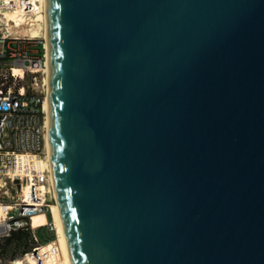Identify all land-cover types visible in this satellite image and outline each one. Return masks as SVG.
Returning <instances> with one entry per match:
<instances>
[{"label":"water","instance_id":"1","mask_svg":"<svg viewBox=\"0 0 264 264\" xmlns=\"http://www.w3.org/2000/svg\"><path fill=\"white\" fill-rule=\"evenodd\" d=\"M71 264H264V0H46Z\"/></svg>","mask_w":264,"mask_h":264},{"label":"built area","instance_id":"2","mask_svg":"<svg viewBox=\"0 0 264 264\" xmlns=\"http://www.w3.org/2000/svg\"><path fill=\"white\" fill-rule=\"evenodd\" d=\"M19 14L30 18L42 15V1L0 0V165L3 164L0 179L4 182L0 192L8 195L5 189L14 190L12 202L34 207H25L20 217L0 216V241L18 232L28 233V244L40 263L56 264L57 254L53 249L58 245V229L47 217L56 199L47 165L44 109L47 90L40 68L45 60L44 43L20 28L19 32H13L6 26V15ZM25 22V26L31 23ZM37 46L41 47L39 56ZM15 67L23 70V78L13 73ZM32 67H39L38 71L32 73ZM26 76H32V89L30 85L16 84L17 78L24 80ZM3 255L0 251V264L16 259L5 260Z\"/></svg>","mask_w":264,"mask_h":264},{"label":"bare ground","instance_id":"3","mask_svg":"<svg viewBox=\"0 0 264 264\" xmlns=\"http://www.w3.org/2000/svg\"><path fill=\"white\" fill-rule=\"evenodd\" d=\"M42 1V5H43V14L42 17L39 19L37 17L34 16V19H30L31 22L29 24H27L25 26V21H27V17L28 15L25 14H19L16 16H9L6 15L5 16V24L9 29H12L13 32L17 31L19 32V28L23 30L24 33H27V35H30L31 37L34 38H39L42 39L43 43H44V57L45 60L41 65V69H43V72H45V77H44V84L46 86V90H47V95L45 97V101H44V109L47 115V105H48V82H49V67H48V47H47V25H46V0H41ZM11 26V27H10ZM25 27V28H24ZM39 67H32L31 72H36L38 71ZM13 73L15 75H17L20 78H23L25 76L24 72L22 69L20 68H13ZM46 128H47V135H46V151H47V165L49 167V169L51 170V174H52V167H51V159H50V144H49V130H48V117H46ZM3 164L0 165V167ZM51 181L52 184L54 186V180H53V176L51 175ZM0 187H2V189H4V182L0 179ZM55 199H57V195L55 193L54 195ZM25 207H32V206H23L20 203H0V216H6V217H10V216H15V217H20V215H22L23 210ZM56 216L57 219L60 223V233L62 236V246L64 249V252L61 249V245L58 242V245L56 247L55 250V254H57V259H56V264H60L63 262L64 258H66L68 264H71V258L69 255V251H68V245L64 236V232H63V228H62V216H61V212L59 210V205L58 203H56ZM7 264H41L39 257H37L36 252H27L24 253L22 255H20V257L16 258L14 262L11 263H7Z\"/></svg>","mask_w":264,"mask_h":264},{"label":"rangeland","instance_id":"4","mask_svg":"<svg viewBox=\"0 0 264 264\" xmlns=\"http://www.w3.org/2000/svg\"><path fill=\"white\" fill-rule=\"evenodd\" d=\"M35 17L40 19L42 17V15H36ZM30 19H34V17L30 18L28 16L27 17V21H30ZM36 48H37L36 50L38 51L37 56H39L41 54V47L37 46ZM31 77L32 76H26L24 80H19L17 78L16 84H23V86L30 85L31 84L30 82H32L31 81ZM44 77H45V72H44ZM37 79H40V75L37 76ZM30 88L32 89V85H30ZM4 191L5 192L7 191L8 195L4 194L3 192H0V203H4V204H6V203H19V202H12L14 200V198H13L14 197V193H15L14 190H10L9 191V188H8V189H5ZM7 196H9L10 199H7ZM32 207H34V206H32ZM47 217H48L49 221H51L52 223L54 222L56 224V227L58 229V236H59L58 242L60 243L61 249L64 252V249H63V246H62L63 245L62 244L63 239H62V236H61V233H60V223H59V221L57 219V216H56V204H53V205L50 206V208L48 210V213H47ZM13 239H14L13 237H10V238L3 239V240L0 241V251H2V253L4 254L3 256H4L5 260H8L10 258L11 259L12 258H18V257H20V255L23 252V249L21 247H19V246L14 244V240ZM60 264H68L66 258H64L63 262L60 263Z\"/></svg>","mask_w":264,"mask_h":264},{"label":"trees","instance_id":"5","mask_svg":"<svg viewBox=\"0 0 264 264\" xmlns=\"http://www.w3.org/2000/svg\"><path fill=\"white\" fill-rule=\"evenodd\" d=\"M11 237L14 238L13 239L14 240V244L19 246V247H21L23 249L22 254L32 251V246H29V244H28V238H29L28 233L18 232V233H15Z\"/></svg>","mask_w":264,"mask_h":264}]
</instances>
